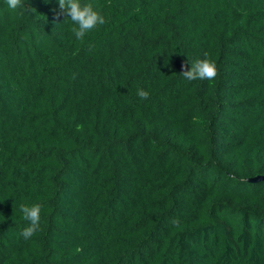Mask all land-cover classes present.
<instances>
[{"label": "trees", "instance_id": "1", "mask_svg": "<svg viewBox=\"0 0 264 264\" xmlns=\"http://www.w3.org/2000/svg\"><path fill=\"white\" fill-rule=\"evenodd\" d=\"M83 2L0 0V264H264V0Z\"/></svg>", "mask_w": 264, "mask_h": 264}, {"label": "clouds", "instance_id": "2", "mask_svg": "<svg viewBox=\"0 0 264 264\" xmlns=\"http://www.w3.org/2000/svg\"><path fill=\"white\" fill-rule=\"evenodd\" d=\"M9 9L16 10L23 7V0H6ZM59 11L57 16L63 14L74 23L71 31L77 40H83L86 33L90 32L98 25L106 23L105 17L97 11L93 4L84 3L83 0H58ZM191 68H188V62L182 65L180 74L187 81L194 80H212L218 75V67L214 60L208 57L205 53L203 59L189 61ZM137 95L146 100L150 93L144 89H138ZM42 205L34 203L32 205L21 204L20 210L23 213V218L29 221V225L25 227L21 233L25 239L31 238L40 227V214Z\"/></svg>", "mask_w": 264, "mask_h": 264}, {"label": "water", "instance_id": "3", "mask_svg": "<svg viewBox=\"0 0 264 264\" xmlns=\"http://www.w3.org/2000/svg\"><path fill=\"white\" fill-rule=\"evenodd\" d=\"M247 180L250 181V182L264 181V175H257V176L252 177V178H247Z\"/></svg>", "mask_w": 264, "mask_h": 264}]
</instances>
